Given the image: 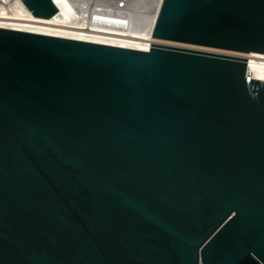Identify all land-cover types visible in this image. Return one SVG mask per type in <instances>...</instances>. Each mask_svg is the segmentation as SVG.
<instances>
[{
  "label": "water",
  "instance_id": "1",
  "mask_svg": "<svg viewBox=\"0 0 264 264\" xmlns=\"http://www.w3.org/2000/svg\"><path fill=\"white\" fill-rule=\"evenodd\" d=\"M249 52L264 0H161L149 52L0 28V264H264Z\"/></svg>",
  "mask_w": 264,
  "mask_h": 264
},
{
  "label": "bare ground",
  "instance_id": "2",
  "mask_svg": "<svg viewBox=\"0 0 264 264\" xmlns=\"http://www.w3.org/2000/svg\"><path fill=\"white\" fill-rule=\"evenodd\" d=\"M57 14L34 18L20 0H0V28L149 52L161 0H52ZM246 71L264 81V54L249 52Z\"/></svg>",
  "mask_w": 264,
  "mask_h": 264
},
{
  "label": "built area",
  "instance_id": "3",
  "mask_svg": "<svg viewBox=\"0 0 264 264\" xmlns=\"http://www.w3.org/2000/svg\"><path fill=\"white\" fill-rule=\"evenodd\" d=\"M11 1H13V0H11Z\"/></svg>",
  "mask_w": 264,
  "mask_h": 264
}]
</instances>
